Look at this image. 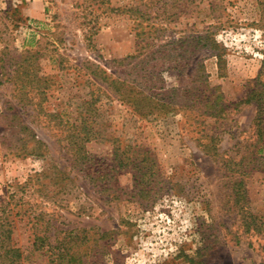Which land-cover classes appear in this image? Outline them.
I'll use <instances>...</instances> for the list:
<instances>
[{"label":"rangeland","instance_id":"1","mask_svg":"<svg viewBox=\"0 0 264 264\" xmlns=\"http://www.w3.org/2000/svg\"><path fill=\"white\" fill-rule=\"evenodd\" d=\"M117 80L171 109L141 116ZM261 84L264 0H0V242L10 230L23 264H46L43 236L72 241L77 264H264V226L239 214L264 225V137L245 103ZM93 96L88 175L51 115L76 122Z\"/></svg>","mask_w":264,"mask_h":264},{"label":"trees","instance_id":"2","mask_svg":"<svg viewBox=\"0 0 264 264\" xmlns=\"http://www.w3.org/2000/svg\"><path fill=\"white\" fill-rule=\"evenodd\" d=\"M203 66V65H202ZM20 75L22 74H29V72L25 73V71L21 74L20 72H17ZM18 74V75H19ZM146 75V74H145ZM146 77V76H145ZM150 81H154V77L149 79ZM149 80L147 82H149ZM27 82H23L21 85V88H27L28 86L34 85L35 81L32 79H27ZM116 84L122 86L121 90V97L122 99L131 104L137 112L140 113L143 117H148L151 115H154L156 112L162 113L164 111H169L171 109V104H167L166 102L162 103L161 99L158 97V95H155L154 93H151L152 89L149 87V90L145 92V86L142 85L141 88H137V86H130L125 88L122 85L120 80L115 81ZM260 79L257 80V86H259ZM262 85L261 89L254 88L252 89L249 94L248 98L245 100V103H256L258 113L256 117V135L258 138V142H260L264 137V85ZM148 88V87H146ZM151 93V94H150ZM218 98L214 102L209 103L207 105L208 108L213 109V113L211 115L213 117H218L219 115L222 116V114L225 111V106L221 104V101H219ZM98 100L92 97L91 100L83 101L82 105H86L88 107V110L85 113H79V119L76 120V122H69L65 121L60 117V115H51L54 116V118H58L59 125L63 127V130L66 131L64 133V138L68 140L67 148L71 151L73 154L72 159L76 163V167L80 169L83 173H88L90 175L89 171L93 170L96 164H94V157L90 154V152L87 150V144L99 139L100 133L95 128V117L92 113L93 108H95V104ZM81 107V106H80ZM61 118V119H60ZM217 137L212 136L211 137V144L215 141H217ZM207 146L205 147V150L208 153H212L214 151V156L219 157L221 154L217 151V148L215 146ZM259 150L257 153L252 152V155L260 160L262 158H258L260 155ZM129 158V157H128ZM127 159V158H126ZM128 160V159H127ZM244 158H242L240 161H236L234 158L228 156L222 158V163L225 169L234 172L239 173L243 175H247L248 164L243 165ZM239 185V186H238ZM238 191L241 192L243 190L244 185V179L241 178V180L238 181ZM242 194H245L242 193ZM241 195L240 193L238 194ZM244 201L247 199V197L244 195V197H241ZM241 199V200H242ZM239 205H241L240 200L238 201ZM248 213V209H246V205H241L239 207V214L242 215V225L245 228L247 232H253L254 234H261L263 232V223L261 222V219L245 214ZM260 219V220H259ZM10 230L3 231V234L5 237H7V240L5 239L3 242H0V264H23V253L20 251V249L16 248L12 242L11 237L9 236ZM72 234V233H71ZM70 234L69 238L70 240H73V236ZM49 237L43 236L42 238L37 237L33 247L36 251H42L47 256L46 264H77V258L75 256V253L73 252L74 245L71 244L72 241H69L68 243H64V240L61 242H58L57 244H54L53 242L49 241Z\"/></svg>","mask_w":264,"mask_h":264}]
</instances>
